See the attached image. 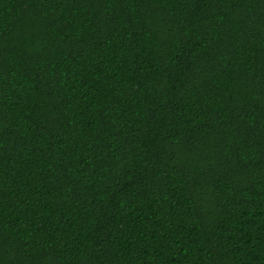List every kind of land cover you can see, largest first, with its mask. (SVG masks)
<instances>
[{
    "label": "trees",
    "instance_id": "16d2710c",
    "mask_svg": "<svg viewBox=\"0 0 264 264\" xmlns=\"http://www.w3.org/2000/svg\"><path fill=\"white\" fill-rule=\"evenodd\" d=\"M0 264H264V0H0Z\"/></svg>",
    "mask_w": 264,
    "mask_h": 264
}]
</instances>
